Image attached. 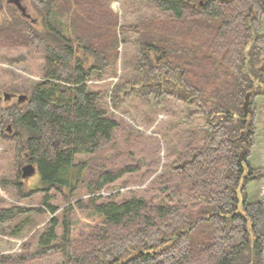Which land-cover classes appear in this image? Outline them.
Listing matches in <instances>:
<instances>
[{
    "label": "trees",
    "instance_id": "16d2710c",
    "mask_svg": "<svg viewBox=\"0 0 264 264\" xmlns=\"http://www.w3.org/2000/svg\"><path fill=\"white\" fill-rule=\"evenodd\" d=\"M30 1L33 12L16 6L21 24L7 20L0 34L5 28L6 39L43 50V74L27 88L12 89L27 98L0 107V133L14 142L18 167L31 163L36 169L30 188L17 169L16 192L44 193L46 209L0 207V224L25 215L10 231L18 236L30 213L52 216L36 237L35 252L16 259L0 254V264L53 253L61 264H264V201L246 192L264 169L253 170L248 161L254 119L250 107L248 113L242 108L246 93L250 101L264 95V0H146L172 22H161V34L154 33L153 21L141 28L140 92L181 98L196 107L188 119L204 120L202 143L191 141L178 158L184 164L175 170L188 183L190 202L177 204H151L142 196L100 200L97 192L126 169L98 173L87 185L91 195L71 202L85 168L76 155L107 146L118 125L101 103L110 94L117 106L120 89L93 91L86 80L114 63L123 27L110 9L97 11L96 0ZM245 128L250 142L239 161ZM51 190L65 200L60 215L49 203ZM133 251L138 253L130 257Z\"/></svg>",
    "mask_w": 264,
    "mask_h": 264
},
{
    "label": "rangeland",
    "instance_id": "374dc122",
    "mask_svg": "<svg viewBox=\"0 0 264 264\" xmlns=\"http://www.w3.org/2000/svg\"><path fill=\"white\" fill-rule=\"evenodd\" d=\"M19 3L27 12H33L30 0H19ZM95 5L101 13L110 9L117 24L123 29L120 30V44L114 63L101 72H93L86 80V85L90 90L108 93L114 87L120 89L117 106L113 105L110 94L101 103L106 114L118 125L107 146L94 154L76 155L75 161L84 163L85 168L71 202L91 195L87 185L98 173L126 169L121 178L97 192L101 196L100 200L120 202L131 196H142L151 204L188 203V183L175 168L184 164L178 162V158L191 141L196 146L202 143L205 135L204 120L200 116L188 119V112L196 107L181 98L156 96L155 93L148 98L143 96L140 92L143 74L136 68L141 59V28L145 23L153 21L157 27L154 33L161 34V22H172L170 14L160 11L146 0H96ZM16 6L14 0H0V26L7 20L14 26L21 24L16 15L19 14ZM136 26H139L138 30ZM7 33L8 30L4 28L0 34V37H4L0 40V107L17 100L13 98L5 101L4 92L24 94L12 89L27 88L38 81L42 78L44 67L43 50L15 44L13 38L6 39ZM261 33L264 34V18ZM160 55L152 53L151 57L160 58ZM260 65L264 66V61ZM250 102L254 134L248 161L253 170H259L264 169V95L258 94ZM242 132L241 138L245 137L249 143L250 134L246 128ZM24 165L18 167L14 142L3 138L0 133V207L20 205L46 209L43 204L44 193L35 192L31 196L20 197L16 192L14 181L17 179V169L20 170L19 176L26 188L37 182L36 173L27 178L22 177L21 168ZM255 178L247 184L248 198L264 201V177ZM50 195L49 203L57 208L55 214L60 215L66 204L63 195L56 190H51ZM24 216L0 224V254L16 259L37 249L36 237L52 214L48 211L42 214L30 213L29 221L21 233L18 236L12 235L10 231ZM23 264H61V255H38Z\"/></svg>",
    "mask_w": 264,
    "mask_h": 264
},
{
    "label": "water",
    "instance_id": "95a60500",
    "mask_svg": "<svg viewBox=\"0 0 264 264\" xmlns=\"http://www.w3.org/2000/svg\"><path fill=\"white\" fill-rule=\"evenodd\" d=\"M14 2H15V4L17 5V7H18L20 10H23V11H24V7H22V5L19 3V0H14ZM248 48H249V46H247V49H248ZM247 68H248V67H246V69H247ZM156 84H157L159 87H161V83H160V82H158V83H156ZM174 84H175V83H174ZM149 85H150V86H153V85H155V83H154V82H150ZM179 94H180L183 98H185V99H190L189 95L186 94V93L179 92ZM250 95H251L250 92L246 93L245 98H244V100H243L242 108H243V110H244L245 113L250 112V109H249ZM13 96H14V94H12V93H8V92H4V93H3V99H4L5 101L11 99ZM26 98H27V96H26L25 94H19V95H17V100H18L19 102L25 100ZM6 131H7L8 133H11V132H12L11 124H8V125H7V127H6ZM241 135H243V132L241 133ZM243 141H244V145H243V147H242V150H241L240 153H239V161H243L244 158H245V155H246V153H247V139L244 137V138H243ZM21 171H22V177H23V178H27V177L33 175V174L36 172V169H35V167H34L31 163H27V164H25L24 166H22ZM137 253H138V251H133V252L131 253L130 257L136 255Z\"/></svg>",
    "mask_w": 264,
    "mask_h": 264
},
{
    "label": "flooded vegetation",
    "instance_id": "af4514ba",
    "mask_svg": "<svg viewBox=\"0 0 264 264\" xmlns=\"http://www.w3.org/2000/svg\"><path fill=\"white\" fill-rule=\"evenodd\" d=\"M12 94H14V96L11 99H13V98L17 99V94H15V93H12Z\"/></svg>",
    "mask_w": 264,
    "mask_h": 264
}]
</instances>
